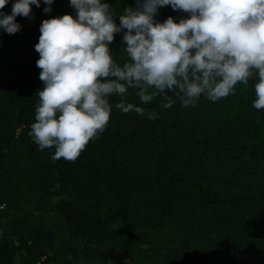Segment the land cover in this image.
<instances>
[{"label": "trees", "instance_id": "obj_1", "mask_svg": "<svg viewBox=\"0 0 264 264\" xmlns=\"http://www.w3.org/2000/svg\"><path fill=\"white\" fill-rule=\"evenodd\" d=\"M119 23L135 0H107ZM13 0L0 11L10 14ZM32 6L14 34L0 30V264H264V109L255 79L195 106L161 97L112 108L74 161L51 160L28 135L43 82L35 50L44 19L75 15L69 0ZM188 14L161 8L160 22ZM126 31V30H125ZM123 32L110 45L122 64ZM172 95V93H168ZM113 105L119 96H111ZM46 256L43 260L42 258Z\"/></svg>", "mask_w": 264, "mask_h": 264}, {"label": "clouds", "instance_id": "obj_2", "mask_svg": "<svg viewBox=\"0 0 264 264\" xmlns=\"http://www.w3.org/2000/svg\"><path fill=\"white\" fill-rule=\"evenodd\" d=\"M8 3L0 0V9ZM43 3L51 12L53 0ZM33 5L40 7L41 0H13L10 14L0 11V30H20L16 17H30ZM69 5L75 15L44 19L35 44L43 86L28 135L40 150L54 149L52 161L76 160L104 131L113 107L159 119L154 110L125 103L129 88L143 103L159 95L161 109L177 100L187 108L202 96L223 99L255 79L252 106L264 109V0H135L119 23L107 0ZM165 6L188 15L160 22L156 16ZM121 32L122 64L110 50ZM113 95L120 97L114 105Z\"/></svg>", "mask_w": 264, "mask_h": 264}, {"label": "built area", "instance_id": "obj_3", "mask_svg": "<svg viewBox=\"0 0 264 264\" xmlns=\"http://www.w3.org/2000/svg\"><path fill=\"white\" fill-rule=\"evenodd\" d=\"M5 204H1L0 207H4ZM46 258V256H44L42 259L44 260Z\"/></svg>", "mask_w": 264, "mask_h": 264}]
</instances>
